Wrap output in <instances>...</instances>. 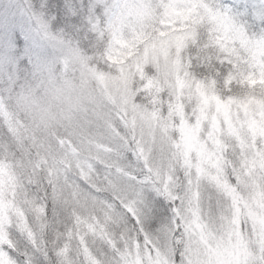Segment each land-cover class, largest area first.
Returning a JSON list of instances; mask_svg holds the SVG:
<instances>
[{
    "label": "clouds",
    "instance_id": "1",
    "mask_svg": "<svg viewBox=\"0 0 264 264\" xmlns=\"http://www.w3.org/2000/svg\"><path fill=\"white\" fill-rule=\"evenodd\" d=\"M0 264H264V0H0Z\"/></svg>",
    "mask_w": 264,
    "mask_h": 264
}]
</instances>
